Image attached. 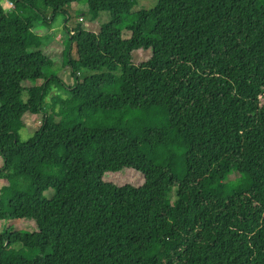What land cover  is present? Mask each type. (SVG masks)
<instances>
[{"label":"trees","instance_id":"trees-1","mask_svg":"<svg viewBox=\"0 0 264 264\" xmlns=\"http://www.w3.org/2000/svg\"><path fill=\"white\" fill-rule=\"evenodd\" d=\"M7 1L0 264H264V0ZM69 3L111 18L69 27Z\"/></svg>","mask_w":264,"mask_h":264},{"label":"rangeland","instance_id":"rangeland-1","mask_svg":"<svg viewBox=\"0 0 264 264\" xmlns=\"http://www.w3.org/2000/svg\"><path fill=\"white\" fill-rule=\"evenodd\" d=\"M157 0H139V3L137 5H135L132 8V13L137 12L140 9L143 8H151L156 4ZM64 3H67V0H55L54 6H62L64 5ZM65 7H67L68 9L70 8L73 14V19L72 21H69L68 25L69 27L73 26V20H82L85 21V25H87L90 29L92 30H97V28H99V23H104V22H108L111 18L110 14L107 12L102 13L99 17L97 22H90L89 19L87 20V16H88V7L87 5L84 4H77V3H69L66 4ZM89 17V16H88ZM57 23L55 24V26L49 31L47 32L44 36V45H45V49H54L52 52L54 54L57 53H61L62 55L66 54L65 53V37H64V28H65V24H64V19L62 16H60L57 19ZM123 34L124 37L128 36L130 34L129 30H127V28L124 26L123 29ZM54 47V48H51ZM83 74V75H82ZM91 74L90 71H86L84 70L83 73L81 72L82 76L85 75H89ZM60 77L62 79H64L65 81H67L69 84H72L74 82V77L72 76L71 72L69 69L66 70H61L59 73ZM38 92V90L36 91ZM58 93V91L55 89L53 90L52 94H56ZM63 96L65 97L66 94L64 93ZM48 102H50V97L48 98ZM41 121H42V116L41 115H28L27 119H26V124L27 126L25 128H23L19 135L21 140L26 141L29 140L34 132L37 130V128H39V126L41 125ZM3 163V159L0 156V167ZM239 177L238 173H234L230 176L229 179H236ZM117 180L119 181H125V179L123 178V176H119L117 178ZM3 185V181L0 180V188ZM48 194L51 195L52 192L48 191ZM188 195L187 192L184 188L179 187V186H175L172 189L171 192V198H170V202L173 203L178 199H183V200H187ZM13 224V227L15 230H20V229H28V230H33L35 229V224L34 222L30 221V220H16L14 222H11ZM6 225H10V223H5L4 221H0V231L6 226ZM17 248H19V246H17ZM16 250V248H14ZM11 249L7 252V257L11 258L14 257L13 254L16 253V251ZM17 261H20L19 258H16Z\"/></svg>","mask_w":264,"mask_h":264},{"label":"built area","instance_id":"built-area-1","mask_svg":"<svg viewBox=\"0 0 264 264\" xmlns=\"http://www.w3.org/2000/svg\"><path fill=\"white\" fill-rule=\"evenodd\" d=\"M6 7H7V9H11L13 7V2L11 0H8L6 2Z\"/></svg>","mask_w":264,"mask_h":264}]
</instances>
